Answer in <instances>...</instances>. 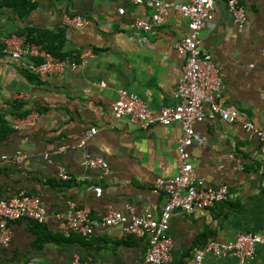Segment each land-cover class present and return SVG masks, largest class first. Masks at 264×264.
Listing matches in <instances>:
<instances>
[{"label":"crops","instance_id":"crops-1","mask_svg":"<svg viewBox=\"0 0 264 264\" xmlns=\"http://www.w3.org/2000/svg\"><path fill=\"white\" fill-rule=\"evenodd\" d=\"M242 4L247 22L240 28L226 1L216 0L215 16L201 31L200 49L223 73L225 105L243 109L256 126H263L264 0ZM150 13L131 0H0V37L28 33L69 63L90 52L83 67H67L45 80L0 53V135L8 129L0 137V198L24 190L40 195L50 214L73 201L88 206L98 218L109 209L126 212L127 205L136 213L147 208L159 218L167 197L154 191V182L177 172L180 125L142 128L136 122L120 123L110 107L119 88L153 109L179 101L175 89L185 57L175 44L186 34V20L170 11L159 26L142 33L133 22L148 19ZM74 14L87 17L89 25L66 26L65 19ZM92 126L98 130L86 152L103 158L108 174L84 166L79 148L52 154L62 144L77 142ZM194 128L188 152L197 176L205 186L226 184L229 195L204 210L171 219L169 264H186L211 240L264 233V154L258 138L241 122L204 120ZM17 152L26 155L21 164L11 159ZM3 155L9 158L1 160ZM59 167L71 178H59ZM9 225L12 238L8 246H0V264H141L148 245L147 238L129 236L119 225L88 236L67 232L52 216L43 224L18 219ZM253 262L264 264L263 244L256 246ZM202 264H236V258L206 255Z\"/></svg>","mask_w":264,"mask_h":264},{"label":"built area","instance_id":"built-area-1","mask_svg":"<svg viewBox=\"0 0 264 264\" xmlns=\"http://www.w3.org/2000/svg\"><path fill=\"white\" fill-rule=\"evenodd\" d=\"M131 1L151 10L148 19L138 17L133 22V26L142 33H148L159 26L170 11L179 13L186 20V34L175 44L176 50L185 57L182 75L175 89L178 103L153 109L136 94L119 88L116 99L110 105L114 117L120 123L136 122L142 128L158 124L180 125L177 172L172 177H157L154 182V191H164L167 197L159 218H155L147 208L136 213L131 205L126 206V212L109 209L104 216L98 218L91 215L88 206H78L73 201H69L63 210L50 214L40 195L20 190L10 198H0V246L6 247L11 242L10 221L27 219L43 224L52 216L63 223L67 232H77L84 236L119 225L129 236L148 239L141 264H169L173 248V240L169 234L171 219L204 210L216 202L226 200L229 195L226 184L205 186L195 172L188 152L195 136V123L216 119L228 123L241 122L250 136L258 138L260 151L264 154V125L256 126L243 109L225 105L222 96L223 73L213 58L200 49L201 31L215 16L216 0H190L187 3L168 0ZM225 1L234 23L242 28L247 22L242 0ZM64 22L68 27L84 29L90 21L87 17L74 14ZM0 53L19 61L29 72L45 80L48 75L62 74L67 67L73 70L83 67L90 52L82 53L79 62L69 63L55 57L42 45L28 40L25 35L14 33L0 37ZM262 57L264 60V51ZM14 126L17 128L18 125ZM97 130L95 126L85 129L80 133L77 142L62 144L52 154L62 153L69 148H79L83 150L84 166L98 168L108 174L109 164L103 158L91 157L86 152V144ZM45 155L48 157V154ZM25 157L24 153L17 152L11 159L21 164ZM8 158L3 155L1 160ZM58 177L64 180L71 178L62 167L58 169ZM92 189V186L88 187V190ZM258 244L264 245V233H238L233 240L225 242L211 240L204 247L196 249L186 264H202L206 255L221 258L232 255L236 258V264H254Z\"/></svg>","mask_w":264,"mask_h":264},{"label":"trees","instance_id":"trees-1","mask_svg":"<svg viewBox=\"0 0 264 264\" xmlns=\"http://www.w3.org/2000/svg\"><path fill=\"white\" fill-rule=\"evenodd\" d=\"M20 34L25 35V37H26L28 40L33 41V40L31 39V37L28 35V33L26 34L25 32H21ZM27 35H28V36H27ZM33 42H35V41H33ZM37 43H38V42H37ZM45 49H47L48 51H50L54 56H58V54H57L55 51H53L52 49H50L49 47L45 46ZM58 57H60V56H58ZM60 58H62V57H60ZM2 123H4V121H2ZM7 131H8L7 128L3 129V133L0 135V137L4 136V135L7 133Z\"/></svg>","mask_w":264,"mask_h":264}]
</instances>
